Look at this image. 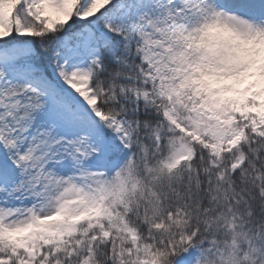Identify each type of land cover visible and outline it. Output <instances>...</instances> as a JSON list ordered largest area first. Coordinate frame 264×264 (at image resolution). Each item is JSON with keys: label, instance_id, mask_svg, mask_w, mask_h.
<instances>
[{"label": "snow or ice", "instance_id": "1", "mask_svg": "<svg viewBox=\"0 0 264 264\" xmlns=\"http://www.w3.org/2000/svg\"><path fill=\"white\" fill-rule=\"evenodd\" d=\"M0 264H264V0H0Z\"/></svg>", "mask_w": 264, "mask_h": 264}]
</instances>
